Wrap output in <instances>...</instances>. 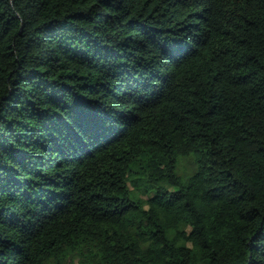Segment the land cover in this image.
Wrapping results in <instances>:
<instances>
[{"label":"trees","instance_id":"obj_1","mask_svg":"<svg viewBox=\"0 0 264 264\" xmlns=\"http://www.w3.org/2000/svg\"><path fill=\"white\" fill-rule=\"evenodd\" d=\"M74 260L264 264V0H0V264Z\"/></svg>","mask_w":264,"mask_h":264},{"label":"rangeland","instance_id":"obj_2","mask_svg":"<svg viewBox=\"0 0 264 264\" xmlns=\"http://www.w3.org/2000/svg\"><path fill=\"white\" fill-rule=\"evenodd\" d=\"M192 156H181L178 158L177 172L182 176L183 181L187 179V176L193 171ZM68 264H77L76 261H70Z\"/></svg>","mask_w":264,"mask_h":264}]
</instances>
